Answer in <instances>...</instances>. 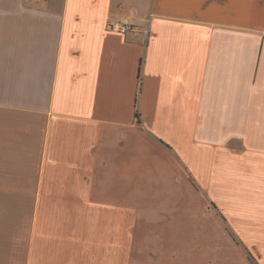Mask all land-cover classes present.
<instances>
[{"label":"crops","instance_id":"crops-1","mask_svg":"<svg viewBox=\"0 0 264 264\" xmlns=\"http://www.w3.org/2000/svg\"><path fill=\"white\" fill-rule=\"evenodd\" d=\"M0 264H264V0H0Z\"/></svg>","mask_w":264,"mask_h":264},{"label":"built area","instance_id":"built-area-1","mask_svg":"<svg viewBox=\"0 0 264 264\" xmlns=\"http://www.w3.org/2000/svg\"><path fill=\"white\" fill-rule=\"evenodd\" d=\"M134 26L133 25H131V24H129V23H122V24H118L117 26H116V29L118 30V31H120L121 33H126V32H129V31H131V30H134Z\"/></svg>","mask_w":264,"mask_h":264},{"label":"trees","instance_id":"trees-1","mask_svg":"<svg viewBox=\"0 0 264 264\" xmlns=\"http://www.w3.org/2000/svg\"><path fill=\"white\" fill-rule=\"evenodd\" d=\"M136 116L138 117V113L136 112Z\"/></svg>","mask_w":264,"mask_h":264}]
</instances>
